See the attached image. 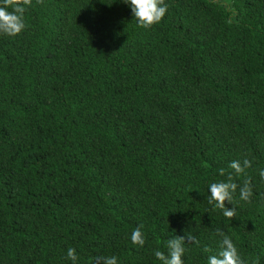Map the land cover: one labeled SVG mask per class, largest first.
I'll return each instance as SVG.
<instances>
[{"label":"trees","instance_id":"obj_1","mask_svg":"<svg viewBox=\"0 0 264 264\" xmlns=\"http://www.w3.org/2000/svg\"><path fill=\"white\" fill-rule=\"evenodd\" d=\"M165 3L145 29L124 0H32L0 35V264H73L69 247L75 264H161L188 235L184 264H207L216 229L264 264V0ZM229 173L232 220L207 201Z\"/></svg>","mask_w":264,"mask_h":264},{"label":"clouds","instance_id":"obj_2","mask_svg":"<svg viewBox=\"0 0 264 264\" xmlns=\"http://www.w3.org/2000/svg\"><path fill=\"white\" fill-rule=\"evenodd\" d=\"M37 4L43 3V0H36ZM124 3L130 5L131 13L137 21L138 26L148 29L153 25L161 22L165 16L168 5L165 0H124ZM32 0H0V35L14 37L22 32L26 25L24 21V13L27 7H30ZM10 9V10H9ZM232 12V9H228ZM233 15L235 13L233 12ZM231 23L232 20L227 21ZM251 163L247 159L242 162L233 160L228 167L233 170L236 175L244 173L245 169L250 167ZM221 176L225 175V169L218 170ZM259 176L264 181V170L259 171ZM238 188L237 183L233 181L232 173L227 176V181L214 182L209 185L208 191L210 195L207 197L208 204L212 206L211 211L215 212L217 209L221 210L223 216L232 220L237 215L236 207L234 206L233 195ZM253 195L250 181L245 180L243 186L239 187V199L248 203ZM233 205L231 209L225 207V203ZM143 225H139L131 233V242L134 245L143 247L145 243L144 233L141 231ZM215 234L221 237L219 244L220 250L215 255H210L207 259V264H244L238 254L237 248L232 239L225 235L220 229H216ZM192 243L199 245V240L195 236H173L166 241L167 255L160 250L154 252L155 258L161 264H184L182 257L185 254V244ZM205 252L210 251L207 247ZM67 258L75 264L78 257L75 248L69 247L67 249ZM94 264H118L116 256L94 257ZM256 264H259L258 260Z\"/></svg>","mask_w":264,"mask_h":264}]
</instances>
